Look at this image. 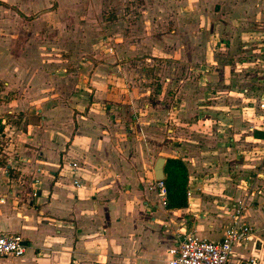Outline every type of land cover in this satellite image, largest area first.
<instances>
[{
    "label": "crops",
    "instance_id": "obj_1",
    "mask_svg": "<svg viewBox=\"0 0 264 264\" xmlns=\"http://www.w3.org/2000/svg\"><path fill=\"white\" fill-rule=\"evenodd\" d=\"M141 1L151 21L183 24L165 30L164 58L186 69L213 65L204 75L230 86L217 87L221 108H198L196 122L177 112L185 121L180 132L196 129L204 139L180 146L188 206L167 209L149 190L157 157L145 150L156 146L147 133L156 129L157 100L143 110L135 99L151 92L113 93L114 69L127 64L85 63L91 73L78 74L45 61L39 46V61L23 55L0 69V232L26 246L22 257L0 264H167L178 232L219 243L239 200L254 232L234 246L232 262L264 264V0ZM195 53L201 61L192 64ZM234 101L240 108L226 107ZM223 115L234 119L221 127Z\"/></svg>",
    "mask_w": 264,
    "mask_h": 264
},
{
    "label": "rangeland",
    "instance_id": "obj_2",
    "mask_svg": "<svg viewBox=\"0 0 264 264\" xmlns=\"http://www.w3.org/2000/svg\"><path fill=\"white\" fill-rule=\"evenodd\" d=\"M0 2L6 4L0 5L2 72H5V65L14 57L20 59L24 55L31 63L39 61L37 55L40 47L41 56L46 59L45 61L55 60L57 63L66 64L67 67L63 68L68 71V66H72V70H76L78 74L84 71L88 75L91 73L86 69L85 63L101 68L108 62L127 64L126 70L114 69L116 83L113 85V93L131 92L137 95L151 92V97H143L142 102L135 99L143 110H146L144 106L149 104L150 99L157 100L151 103L157 106L156 110L159 112L154 123L157 125L152 126L156 129H151V132L147 133L149 141L153 140L150 136H154L156 146L151 150H145L146 153L154 158H181L185 156L180 148L181 143H188L187 140L203 142L204 139L197 138L196 129L189 134L180 132L185 126L181 124L185 121L179 120L177 112L187 114L188 117L183 116L181 119L189 122L194 119L196 122L198 108L200 112L209 110L207 106L221 108L222 102L218 103L213 99L217 87L220 92L225 89L227 92L230 86H221L215 82L214 74L207 75L209 78L213 77L209 83L203 81V77L207 78L206 74L213 73V65L198 69L190 66L186 69L164 58L167 42L165 30L172 25L175 29L183 28V24L179 26L176 20L171 19L151 21L147 13H142L147 11V6L141 0L128 4L123 2L118 4L116 0H0ZM152 9L159 11L160 6L152 5ZM140 16H147L149 20L147 18L140 20ZM150 28L154 30L152 39L149 37ZM158 44L164 50L156 49L155 45ZM194 55L196 58L192 64L200 60L197 58L198 53ZM207 57L213 58V55L207 53ZM227 59L229 57L225 60ZM109 71L112 72L111 69ZM227 103L226 107L232 110L238 109L237 105L239 108L242 105L241 101ZM169 111L170 115L166 113ZM210 118L213 117L208 119ZM232 119L234 118L223 115L218 121L222 123L220 126L224 127L223 123H230ZM209 144H212V141Z\"/></svg>",
    "mask_w": 264,
    "mask_h": 264
},
{
    "label": "built area",
    "instance_id": "obj_3",
    "mask_svg": "<svg viewBox=\"0 0 264 264\" xmlns=\"http://www.w3.org/2000/svg\"><path fill=\"white\" fill-rule=\"evenodd\" d=\"M163 181L154 180L149 185V190L157 191L158 197L165 205L166 190ZM74 184L77 185V182L74 181ZM190 196L191 192L187 191V198ZM246 208L247 204L243 200L236 202L230 214V223L219 243L200 239L193 233L178 232L177 245L169 250L170 258L167 264H233L234 246L249 242L254 232L253 227L242 219ZM25 249L21 236L0 232V258H20Z\"/></svg>",
    "mask_w": 264,
    "mask_h": 264
},
{
    "label": "trees",
    "instance_id": "obj_4",
    "mask_svg": "<svg viewBox=\"0 0 264 264\" xmlns=\"http://www.w3.org/2000/svg\"><path fill=\"white\" fill-rule=\"evenodd\" d=\"M1 6H6L0 2ZM2 129L0 128V131ZM164 186L166 190L167 209L179 210L188 206V170L180 158H167L164 166Z\"/></svg>",
    "mask_w": 264,
    "mask_h": 264
},
{
    "label": "water",
    "instance_id": "obj_5",
    "mask_svg": "<svg viewBox=\"0 0 264 264\" xmlns=\"http://www.w3.org/2000/svg\"><path fill=\"white\" fill-rule=\"evenodd\" d=\"M165 163H166L165 158L159 157L156 159L152 170L153 178L155 181H162L165 179V174H164Z\"/></svg>",
    "mask_w": 264,
    "mask_h": 264
}]
</instances>
